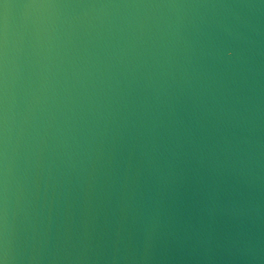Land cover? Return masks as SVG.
<instances>
[{"label": "water", "instance_id": "95a60500", "mask_svg": "<svg viewBox=\"0 0 264 264\" xmlns=\"http://www.w3.org/2000/svg\"><path fill=\"white\" fill-rule=\"evenodd\" d=\"M0 264H264V0H0Z\"/></svg>", "mask_w": 264, "mask_h": 264}]
</instances>
